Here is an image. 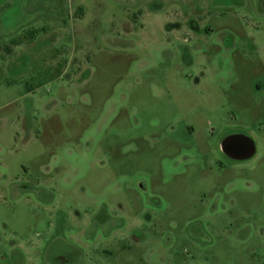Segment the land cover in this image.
Returning a JSON list of instances; mask_svg holds the SVG:
<instances>
[{"label": "rangeland", "instance_id": "obj_1", "mask_svg": "<svg viewBox=\"0 0 264 264\" xmlns=\"http://www.w3.org/2000/svg\"><path fill=\"white\" fill-rule=\"evenodd\" d=\"M0 264H264V0H0Z\"/></svg>", "mask_w": 264, "mask_h": 264}, {"label": "flooded vegetation", "instance_id": "obj_2", "mask_svg": "<svg viewBox=\"0 0 264 264\" xmlns=\"http://www.w3.org/2000/svg\"><path fill=\"white\" fill-rule=\"evenodd\" d=\"M251 144L245 138L237 136L230 138L225 144L226 153L236 159H243L251 152Z\"/></svg>", "mask_w": 264, "mask_h": 264}, {"label": "trees", "instance_id": "obj_3", "mask_svg": "<svg viewBox=\"0 0 264 264\" xmlns=\"http://www.w3.org/2000/svg\"><path fill=\"white\" fill-rule=\"evenodd\" d=\"M80 11H81V12H83V10H82V9H81ZM15 44H16V45H18V43H15ZM9 53H10V51H9Z\"/></svg>", "mask_w": 264, "mask_h": 264}, {"label": "water", "instance_id": "obj_4", "mask_svg": "<svg viewBox=\"0 0 264 264\" xmlns=\"http://www.w3.org/2000/svg\"><path fill=\"white\" fill-rule=\"evenodd\" d=\"M249 155V154H248Z\"/></svg>", "mask_w": 264, "mask_h": 264}]
</instances>
